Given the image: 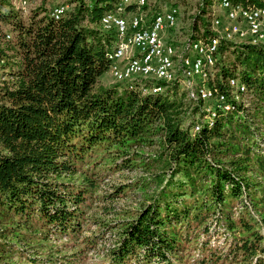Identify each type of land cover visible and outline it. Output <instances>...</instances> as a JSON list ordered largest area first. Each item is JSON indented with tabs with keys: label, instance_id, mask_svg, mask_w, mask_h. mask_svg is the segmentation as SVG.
Returning a JSON list of instances; mask_svg holds the SVG:
<instances>
[{
	"label": "trees",
	"instance_id": "trees-1",
	"mask_svg": "<svg viewBox=\"0 0 264 264\" xmlns=\"http://www.w3.org/2000/svg\"><path fill=\"white\" fill-rule=\"evenodd\" d=\"M39 1L24 17L11 0H0L6 72L0 81V264L15 254L9 237L25 245L37 236L45 242L82 232L83 209L102 184V175L88 169L106 153L113 157L111 172L132 173L137 162L154 170V192L118 232L112 263L172 264L183 244L216 222L239 234L231 256L206 249L203 264L230 258L231 264H264L257 221L247 210L236 221L233 213L248 199L264 216V45L218 39L210 31L213 0H157L185 12L193 3L190 29L197 35L191 39L217 40L207 87L233 109H215L209 126L204 102H188L175 82L144 81L163 88L149 95L135 89L138 83L101 84L115 33L103 31L100 20L120 0H65L57 5L66 7L58 20L48 9L53 0ZM229 1L264 8V0ZM135 9L127 7L124 16ZM232 79L244 93L229 86ZM156 148L154 157L139 151ZM111 188L100 200L120 197L122 187ZM102 209L111 212V206ZM32 263L56 264L50 258Z\"/></svg>",
	"mask_w": 264,
	"mask_h": 264
},
{
	"label": "rangeland",
	"instance_id": "rangeland-1",
	"mask_svg": "<svg viewBox=\"0 0 264 264\" xmlns=\"http://www.w3.org/2000/svg\"><path fill=\"white\" fill-rule=\"evenodd\" d=\"M11 1L16 10L22 11V15L24 17L28 15L29 10L34 9L40 2L39 0ZM23 2H25L24 5ZM64 2L66 3L65 0H53L51 6H48V9L51 10L55 6ZM192 2H195V0H192ZM145 3L147 5L146 10L148 13L141 9H135L132 13L125 14L126 18L129 20L133 16L141 14L143 15V20L147 21V19H145L146 15H151L156 11H165L171 7L158 3L157 0H145ZM192 5L190 4L191 7L187 12H185L184 7L179 6L174 26L171 29L164 31L161 35L163 43L173 47L175 51L174 60H177L183 52L186 53L188 45L187 42L192 40L191 38H195L197 35L195 33L192 34L190 29V25L192 23L191 17L195 14V10L192 8ZM209 10L212 18L210 31H214V26L212 24L214 19H218L220 23L217 26V32H215L219 37L218 39L226 38L228 39L226 41L236 44L248 43L240 42L241 33H245V24L238 20L232 21L231 24L226 18L225 12L220 8L218 0L212 1ZM152 17L153 16H148V22L152 19ZM4 30L7 31V28H4ZM215 33L213 32V34ZM7 34L11 36L8 32ZM262 44L264 45V42L260 43V45ZM1 65L2 64H0V81L2 80L3 75L6 74V72L2 70ZM210 70H214V67ZM155 82L156 81H151V83L147 84L150 85ZM117 83L121 82H117L111 76L110 72L103 76V79H101V84L104 86H111ZM134 83H138L137 85H140L141 83H144V81L138 79L133 81V85ZM175 83L179 85V93H184L185 91L187 97L186 81L183 78H180L179 81H176ZM196 83L199 84L198 80H196L194 84ZM243 100L246 103L247 96H245ZM209 104L210 102L204 103V110L207 113H209L208 110L218 109L216 104L211 105L209 108ZM209 121L210 119H206V122ZM139 151L145 156L148 155L150 157H154V153L157 151V148L151 150L141 149ZM112 161L113 157L106 153L102 156L95 157V164L90 166L88 169L90 172L98 171V173L102 175V184L100 185L98 191L93 195L94 199H92L90 204L83 209L82 219L84 225L82 232L78 236H74V238L50 237L49 240L45 242L41 241V238L37 236V238H29L25 245L18 244L12 237H9L6 239L9 244L7 247L14 250L15 254H10L11 258L5 261L6 264H33V261H40L45 258L52 259L56 264H114L111 262L109 252L112 247L116 246L115 243L118 239V232L122 229L124 224L133 217V214L139 209L140 204L148 202V199L154 192V187L151 186L149 178L150 173H154V170H148L144 168L141 162H137V167L134 172L115 173L110 170L111 167H113ZM137 183H142V185L146 186L136 188ZM111 186L122 187V193H119L120 197L115 199L108 198L100 200V197H104L112 193L113 189ZM95 197L99 199H96ZM109 200H113V202L108 204L107 202ZM106 206H111V209H109V211H111L110 213L102 209ZM246 210L255 219V221H257V227L262 236V244L264 246V223L261 222V218H264V216H261L256 212V210L252 207L250 200L246 199L242 204H239L234 208V220L236 221L240 214ZM208 230V234L202 232L192 238L191 242L183 244L184 247L182 251L175 256L172 264H203V259L207 257V250L216 251L220 255L228 254V256H231L229 255L230 246L233 244L234 239L238 237L239 233L233 234L228 231L226 226L216 222L210 223ZM230 261L231 258L226 262L222 259L219 264H231L228 263ZM127 264L137 263L135 261H128Z\"/></svg>",
	"mask_w": 264,
	"mask_h": 264
},
{
	"label": "bare ground",
	"instance_id": "bare-ground-1",
	"mask_svg": "<svg viewBox=\"0 0 264 264\" xmlns=\"http://www.w3.org/2000/svg\"><path fill=\"white\" fill-rule=\"evenodd\" d=\"M123 2L126 4V8L134 6L136 9H141L146 5L145 0H120L114 12L106 14L101 18L100 22L109 21V23H101L102 30L115 33V41H117V33L120 32L131 33L133 30H138V34H140L141 37H149L150 31H156L157 16H153L148 22V25L147 21L143 20V15L141 14L133 16L128 20L123 14L125 10H119V5H122ZM218 3L220 8L225 12L226 18L229 21H231V8H235L232 13V21L238 20L246 26H253V35H251L252 44H260L264 42V14L261 13V11H264V8L248 10L250 15H245L242 8L232 6L229 0H218ZM24 4L25 2H23V5ZM65 9L66 7L62 6L60 12L53 14L55 12L54 7L51 12V16L55 20H58ZM115 15H117V17H122L120 22H116V19H109L110 17H115ZM159 16L158 41L151 42L145 59V64L138 69L137 59L135 56L138 55L139 45H136V38H133V34H122V47L121 45L114 43V46L108 55V59L110 61L109 72L111 76L117 82L126 83L128 85H133V81L138 79L142 81H160L170 84L179 81L180 78H183L186 81L187 98L189 100L209 103L210 96H206L209 94V88L207 86H200V80L199 78H196V74L200 73V79H208L207 70L214 67L217 60L216 54L200 52L199 56H197V63H199V65L187 66L186 76L178 75L179 73L184 72V65L181 64L183 58H185V61H193V48H187L186 53L183 52L177 60H174L175 51L173 47L165 45L162 41L161 35L164 31L171 29L174 26L177 17V8L170 7L165 11H159ZM216 23L217 26L220 24L218 19L213 20V26ZM187 43V47L210 49L213 53H217L216 41L192 39ZM112 53H116L114 60H110ZM126 61H128V64L125 63ZM196 80H198L199 84H194ZM188 84H190V89H188ZM229 86L234 88L238 93H244V87L238 85L235 79L229 81ZM136 90L140 92L141 95H149L160 93L163 89L153 85L147 86L145 84H140L136 87ZM214 96L220 97V101L216 103L219 110L228 111L233 109L224 103L223 97ZM208 112L210 116L207 120L210 119V121L206 123L211 126V121L214 117V110H208ZM199 129V127H195L194 132Z\"/></svg>",
	"mask_w": 264,
	"mask_h": 264
},
{
	"label": "built area",
	"instance_id": "built-area-1",
	"mask_svg": "<svg viewBox=\"0 0 264 264\" xmlns=\"http://www.w3.org/2000/svg\"><path fill=\"white\" fill-rule=\"evenodd\" d=\"M61 8L62 6L55 7V12L53 14L60 12ZM237 8H242V7L237 6ZM119 10H126V4H124V2L122 5H119ZM234 10L235 8H231V21H230L231 24H232V13L234 12ZM243 12H245V15H250L248 10H246L245 8H243ZM261 13L264 14V11H261ZM148 16H157L156 31H150L149 37H141L140 34H138V30H133V32L131 33H122V32L117 33V41H115V44H119L122 47L123 45L122 34H133V38H136V45H139L138 55L135 56V58L137 59L138 69H140L145 64V59L147 57V52H148L151 42L158 41L159 18H160L159 11H156L151 15L145 16V19H147V25H148ZM109 19H116V22H120L122 17H117V15H115V17H110ZM101 23H109V21L100 22V26H101ZM232 31H233V25H232ZM214 32H217V23L214 25ZM251 35H253V26L245 25V33H241L240 42L251 43ZM187 48H193V61H185V58H183V61L181 64L184 65V72H181L178 75L186 76L187 66L199 65V63H197V56H199L200 52H208V54H218V53H213V51L210 49H198V47H187ZM115 54L116 53H112L110 60H114ZM125 63L128 64V61H126ZM207 72H208V79H200V73L196 74V78H199L200 80V86H208V81L213 77L215 70H207ZM155 73H158V72H155ZM188 89H190V84H188ZM206 96H210L209 108L211 105H214L220 101V97H215L213 92L210 91V87H209V94H207ZM187 101L192 103L193 105L195 104L194 100H187Z\"/></svg>",
	"mask_w": 264,
	"mask_h": 264
},
{
	"label": "crops",
	"instance_id": "crops-1",
	"mask_svg": "<svg viewBox=\"0 0 264 264\" xmlns=\"http://www.w3.org/2000/svg\"><path fill=\"white\" fill-rule=\"evenodd\" d=\"M104 76H105V75H104ZM101 79H103V77H102Z\"/></svg>",
	"mask_w": 264,
	"mask_h": 264
}]
</instances>
